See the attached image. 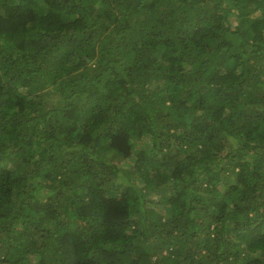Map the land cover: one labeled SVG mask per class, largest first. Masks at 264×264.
<instances>
[{
  "label": "trees",
  "instance_id": "trees-1",
  "mask_svg": "<svg viewBox=\"0 0 264 264\" xmlns=\"http://www.w3.org/2000/svg\"><path fill=\"white\" fill-rule=\"evenodd\" d=\"M0 264H264V0H0Z\"/></svg>",
  "mask_w": 264,
  "mask_h": 264
}]
</instances>
